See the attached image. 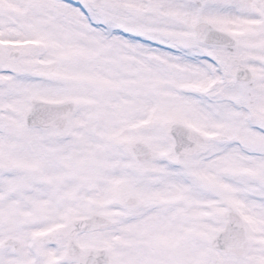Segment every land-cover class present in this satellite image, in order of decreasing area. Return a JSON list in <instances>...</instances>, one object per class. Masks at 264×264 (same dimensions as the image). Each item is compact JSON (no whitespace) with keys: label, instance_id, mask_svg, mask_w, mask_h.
<instances>
[{"label":"snow or ice","instance_id":"1","mask_svg":"<svg viewBox=\"0 0 264 264\" xmlns=\"http://www.w3.org/2000/svg\"><path fill=\"white\" fill-rule=\"evenodd\" d=\"M0 264H264V0H0Z\"/></svg>","mask_w":264,"mask_h":264}]
</instances>
